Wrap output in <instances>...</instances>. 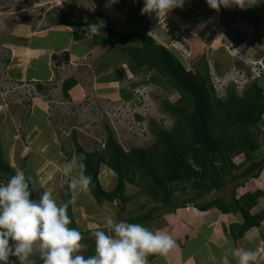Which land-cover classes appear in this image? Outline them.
Instances as JSON below:
<instances>
[{
  "label": "rangeland",
  "instance_id": "obj_1",
  "mask_svg": "<svg viewBox=\"0 0 264 264\" xmlns=\"http://www.w3.org/2000/svg\"><path fill=\"white\" fill-rule=\"evenodd\" d=\"M82 1H80L81 4H77L75 0L64 1L65 3L62 0H0V21L4 24L13 25L15 21V23L32 27L36 32H46L51 29L55 30L56 21L61 18L73 23L72 25L60 24L66 28V32L70 36L60 35L59 38L61 41L63 38L68 39L69 44L65 50L56 49L53 52L54 57H51L49 62L52 72V92L48 101H46L48 96L40 98L42 94L38 91L37 84L41 85V81H32L26 86L13 85L8 81L5 88L0 87V127L8 117L5 109V107L8 108V104H10V109L18 110L19 116L15 132L10 133L9 136L14 141V144L11 145V158L13 156L14 160L9 162L13 164L15 173L23 171L27 177L31 178L32 186L33 180H38L42 192H51L59 204L65 203L69 191L67 178L62 175V168L73 157H78L77 147H81L89 153L102 151L110 131L115 140L127 152L132 148H149L156 141L152 132L153 128L158 127L165 131H171L175 124V118L163 109V102L170 101L177 104L180 98V95L170 88L166 81L156 74V71L146 68L137 69L130 54L122 53V49L126 45L120 44L114 49H110L107 44L97 45L94 41V37L97 35L96 30L88 25L92 17L95 16L104 27L114 29L121 34L137 31L139 27L143 26L145 32L170 50L189 71H202L206 64L209 67V76L213 86L212 94L216 98L218 96L211 72L220 79L226 77L228 73H232L233 70L247 69L246 63L242 60L246 54L249 56L252 54L243 53L244 49H238V46L235 45L234 49H228L230 45H233L231 42L226 44V51L220 50L218 53L210 51V46L203 42V40H207L205 37L202 39L200 35L190 34L189 30L195 28L194 25L199 22V17L189 16L192 9L185 3L182 8H174L166 15L144 14L141 18L139 16L136 22L135 18L130 15L133 7L130 2L105 1L115 5L108 4L106 8L101 6V11L95 0L86 1L87 3ZM127 6L130 7L127 8ZM118 8H123L122 12ZM34 9L41 12L34 14ZM115 10L118 11L114 12ZM75 34L83 36V41L77 40L73 36ZM198 34H201L200 29ZM208 53L213 56H208ZM65 54L69 55L68 60H66ZM69 79H74L77 82V87L73 88V91H71L72 89L71 92L69 91V97H65L63 85ZM41 92L44 93V90ZM228 92L227 95L225 93L226 96H228ZM235 92L239 96L245 93L243 90H235ZM38 99H45L44 113H36L38 108L34 102ZM31 113H36V119L33 122L30 119ZM40 115L42 118H39ZM263 129L264 123H260L259 128L250 130L258 146L255 152H250L253 161L264 158ZM9 131L11 129L5 130V132ZM2 136L5 141L6 137L3 133ZM28 147L31 148V153L38 156L42 153L38 161H33L35 170L38 172L37 179H33L31 171L27 170V163L31 160L27 161L25 158L29 154L25 158L23 156L24 151V154H27ZM40 148H45L44 152L39 150ZM232 161V166H228L226 171L228 174L224 176V180L228 183L227 187L216 193H208L202 198L196 197V191L189 188L186 193H177L176 198L180 201L194 198V203L197 205L207 204L222 197L229 201L234 188L238 183L243 182V179H233L249 165L243 152L233 155ZM260 176V178L251 180L250 183L244 181L245 183L236 190V198L258 191L264 193V171ZM130 177L136 183L125 182L123 189V197L127 198L125 202L120 198L114 203L106 202L99 205L87 192L81 194L77 202L72 204L77 229L84 237L83 243L86 239L94 241L92 233L95 230H106L107 218L128 221L131 216L139 215L157 206L146 193L148 178L142 179L140 173L130 174ZM99 180L102 188L107 192L115 190L119 183L117 174L106 166H101ZM34 192L38 193L35 186H33ZM262 198L261 200L264 201V196ZM122 208L125 211H122ZM254 209L251 213L258 214ZM160 214L163 216L168 214V218L165 219L162 216L156 219L151 224L152 227H149L153 231L166 232L173 237L174 226L172 223L178 221L176 218L180 217L185 223L178 229L179 236L185 243L180 246L177 242V247L174 250L185 249L184 251L188 252V259H191L189 258L190 254L199 255L196 264H225L228 257L231 260V256L234 258V263L237 264L234 252L243 246L241 243L235 242V249H229L226 237L228 228L235 221L234 218H231L229 222L227 217L216 208L203 212L193 206L175 211L176 218L171 217L173 213L161 211ZM199 218L204 224L202 228L195 225ZM211 218L214 219L205 221V219L210 220ZM194 238L200 239L193 243ZM189 248L193 252H190ZM174 250L169 252L170 256ZM80 254L86 257L91 256L88 254V246L86 249H82ZM35 255L38 260L36 258L33 262L39 264L38 262L41 260L39 251ZM170 256L167 254L162 256V259L168 262L171 260ZM11 260H13V264H19L16 257H10ZM148 262L152 264L150 256ZM157 263L158 260L155 264ZM191 263L195 264V261Z\"/></svg>",
  "mask_w": 264,
  "mask_h": 264
},
{
  "label": "trees",
  "instance_id": "obj_2",
  "mask_svg": "<svg viewBox=\"0 0 264 264\" xmlns=\"http://www.w3.org/2000/svg\"><path fill=\"white\" fill-rule=\"evenodd\" d=\"M59 21L64 25L73 24L64 18ZM88 25L96 30L94 41L97 45L107 44L110 49L120 44L126 45L122 53L130 54L137 69L156 71L180 95L177 104L163 102V109L175 118V124L171 131L153 128L156 141L151 147L132 148L127 152L109 131L102 151L89 153L81 147L76 148L78 156L86 157V173L92 177L89 190L96 202L103 205L106 202L114 203L120 198L125 202V182L135 184L130 174L140 173L142 179L148 178L146 193L157 206L131 216L128 222L140 223L149 228L156 219L163 216L161 211L174 213L178 209L193 206L203 212L216 208L226 215L241 216L243 223L231 227V234L235 239L243 237L253 227H260L264 221V212L253 215L251 211L264 193L258 191L236 198V190L244 181L250 183L252 179L260 178L264 171V158L253 161L250 155V152L258 149L250 130L259 128L264 118V92L258 82L251 84L242 96L231 88L226 99H218L212 94L214 91L206 64L202 68L204 74L202 71L187 70L170 50L145 31L121 34L104 27L95 17L89 20ZM75 37L79 40L83 36ZM76 84L74 79L64 83L65 97H69V91ZM42 89L41 86L38 87V90ZM239 152L245 154L249 165L233 179H243V182L234 188L229 201L222 197L197 205L194 198L181 201L176 198L177 193H186L189 188L196 191V197L202 198L227 187L224 176L228 174V166H232V156ZM3 157L0 150V182H6L15 174ZM101 166L110 168L119 178V183L112 192L105 191L100 184ZM30 189L34 198L31 183ZM70 199L69 190L65 203ZM122 211L125 209L122 208ZM67 215L72 221L70 227L77 228L71 203ZM85 244L88 246V254L93 255L94 241L86 239Z\"/></svg>",
  "mask_w": 264,
  "mask_h": 264
},
{
  "label": "clouds",
  "instance_id": "obj_3",
  "mask_svg": "<svg viewBox=\"0 0 264 264\" xmlns=\"http://www.w3.org/2000/svg\"><path fill=\"white\" fill-rule=\"evenodd\" d=\"M184 3L185 0H144L142 14L166 15L174 8H182ZM207 3L217 11L233 6L244 10L264 0H207ZM85 160L82 155L73 157L62 168L71 191L70 201L64 204H59L48 191L33 198L31 178L23 171L0 182V264H13L10 257H16L19 264H34L31 258L37 251L43 264H149V256H166L177 247L176 240L166 232L109 217L106 230L92 233L94 254L88 257L80 254L87 245L83 243V234L70 227L67 209L88 192L92 183ZM234 256L237 264H256L258 258L256 251L243 248L235 250Z\"/></svg>",
  "mask_w": 264,
  "mask_h": 264
},
{
  "label": "crops",
  "instance_id": "obj_4",
  "mask_svg": "<svg viewBox=\"0 0 264 264\" xmlns=\"http://www.w3.org/2000/svg\"><path fill=\"white\" fill-rule=\"evenodd\" d=\"M62 1L63 3H65L64 1H68V0H62ZM80 1L81 0H75L77 4H81ZM83 1L92 2L93 0H83ZM105 1H109V0H95V2L98 3L99 5L97 6L95 3L94 5L99 7L101 11H102V7L106 8L108 4L115 5V4L107 3ZM123 1L130 2V4L133 5L132 13L130 15L135 18L136 22L138 21L139 16L140 18L144 16V14H142L144 1H140V0H130V1L123 0ZM63 3L62 5H64ZM185 4L189 5L190 9H192L189 12L190 14L189 16H192L194 18L199 17V22L195 23L194 25L195 28L192 29L191 31L189 30L190 34H193L195 36L200 35L202 39L205 37L207 40L206 41L203 40V42H205L206 45L210 46V51L213 50L214 52L217 53L220 50L226 51L225 49V47L227 46L226 44L228 42H231L235 46L246 45V48L244 49L243 53L250 54L252 52L258 58L264 59V3H261L259 5L250 8H246L244 10L240 9L239 7L233 6L231 8L221 7L218 11L212 9L207 3V0H185ZM57 7H60V5H57ZM129 7L130 6H127V8ZM118 10L122 12L123 8L121 9L118 8ZM118 10H115L114 12ZM33 12L34 14H37V12L40 13L41 11L34 9ZM153 13L154 15H157L155 12ZM56 24L57 26L55 30L51 29L46 32H36L32 29V27L15 23V21L13 22V25L7 23L4 24L3 22L0 21V87L2 86L3 88H5V86L8 85V81L12 82L13 85L15 84L27 85L32 81H41L40 82L41 85L37 84L38 87L41 86L43 88L42 91L44 90V93L38 90L40 94H42L40 95V98H44V97L46 98L48 96L46 100L48 101V99L51 96L50 93L52 92L51 91L52 72L49 68V62L51 60V57H54L53 52L56 49L65 50L66 46L69 44L68 39L63 38V41H61L59 36L60 35H65L63 37H66V35L70 36V34L66 32V28L60 25L59 20L56 21ZM142 27L143 26L139 27V30L137 31H145ZM199 29L201 31V34H198ZM185 33L188 34L187 32ZM75 35L73 36L75 37ZM83 38L84 37H82V39L79 40L83 41ZM209 53L208 56L210 57L211 55L213 56V54H209ZM65 56H66V60H68L69 55L65 54ZM257 82L264 92V77L258 80ZM76 87L77 85L73 88ZM73 88L71 91H73ZM44 102L45 99L44 100L38 99L37 101L34 102L35 106L38 108L36 113H44L45 111ZM9 105L10 104H8V108L5 107L8 117H6L5 122L3 121V125L2 127H0V150L4 155V159H5L4 161L8 162L10 167L13 168V164H11L9 161L14 160L13 156L11 158V154H12L11 145L14 144V141L10 139L9 136L11 135L10 133L15 132L17 119H19V116H18V110L10 109ZM31 114L32 115L30 119L33 122V120L36 119V115L34 113ZM39 118H42V116L40 115ZM260 123H264V118ZM6 129H11V131L5 132ZM2 133L6 137L5 141H3L2 137L4 136H2ZM28 149L29 150L27 154H24L25 151L23 153L24 158L26 157V155L29 154V156L25 158L27 159V161L31 160L28 161L27 163V170L31 171V176L33 179H37L36 175H38V172H36L35 170V165L33 161L36 160L38 161V158L42 153H40L38 156L35 153H31V148L28 147ZM43 149L45 150V148H40L39 150L44 152ZM39 183L40 182L38 180H33V186H35L36 190H38V193H36L37 195L34 192L35 198L36 196L43 193L41 189L42 187L39 185ZM88 193H90V190H88ZM261 199L263 198L261 197L258 200V205L254 207L255 208L254 210L258 214L264 212V201H262ZM252 214L254 215L253 212ZM171 215H172L171 217L176 218L174 213ZM223 215L227 217V220H229V222L231 218L235 219V221L232 222V224L228 228V232L226 233L228 246L230 247L229 249L234 250L235 244L241 243L243 249L253 250L257 252L258 258L256 264H264V221L262 222V225L260 227H253L249 231H247L243 235V237L235 239L234 236L231 234V227L235 224H242L243 218H241V216L239 215H233V214H228V215L223 214ZM163 217L165 219L168 218V214ZM214 218H211L210 220L205 219V221L208 222L213 220ZM180 219H181L180 217L176 218V220L178 221L177 222L175 221L172 224L174 226L173 238L181 246L185 242H183V238H180L178 229L182 227L185 223L184 221H182V219L181 220ZM195 225L201 228L204 227V224L201 223L200 218L197 220V223L195 222ZM150 227H152V225ZM199 239L200 238L198 239L194 238L192 242L195 243ZM184 250L185 249H180V248L174 250L172 254L173 256L172 255L170 256L171 253H168V255L171 257V260H169L168 262H165L162 259V256L159 255L154 259L151 258L150 259L152 261V264H155L157 260H158L157 264H162V262L163 264H173L174 261L175 264H193L191 263L193 261H195L196 264V260L199 257V255L197 256L195 254L193 255L190 254L189 258L191 259H188L187 258L188 252ZM189 251L193 252L191 248H189ZM36 258L37 255L33 256L31 259L35 261ZM11 261L13 262V260ZM229 261L230 264H235L234 258L232 256H231V260L229 257L227 258L225 264H229ZM38 263L43 264V262L41 263V261H39Z\"/></svg>",
  "mask_w": 264,
  "mask_h": 264
},
{
  "label": "built area",
  "instance_id": "obj_5",
  "mask_svg": "<svg viewBox=\"0 0 264 264\" xmlns=\"http://www.w3.org/2000/svg\"><path fill=\"white\" fill-rule=\"evenodd\" d=\"M234 49V45L229 46ZM246 45L238 46V49H245ZM237 49V50H238ZM252 53V52H251ZM243 59V58H241ZM243 62L246 63L247 69H236L232 73H228L224 78H218V76H213V85L219 99L224 100L227 98V92L230 88H235L236 91H246L248 85L257 82L264 77V59L258 58L254 53L244 56ZM26 86V85H23ZM226 93V95H225ZM38 94V93H36Z\"/></svg>",
  "mask_w": 264,
  "mask_h": 264
}]
</instances>
